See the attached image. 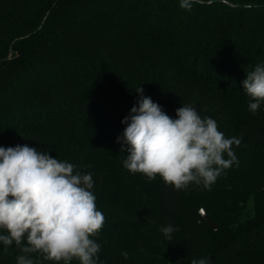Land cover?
Returning a JSON list of instances; mask_svg holds the SVG:
<instances>
[{"label":"trees","instance_id":"16d2710c","mask_svg":"<svg viewBox=\"0 0 264 264\" xmlns=\"http://www.w3.org/2000/svg\"><path fill=\"white\" fill-rule=\"evenodd\" d=\"M213 1L0 0V146L92 174L106 217L97 264H264V103L253 114L242 84L264 65V0ZM139 87L172 118L191 105L241 139L238 164L210 189L126 170L122 121ZM19 255L52 264L0 243V264Z\"/></svg>","mask_w":264,"mask_h":264},{"label":"clouds","instance_id":"9594fccd","mask_svg":"<svg viewBox=\"0 0 264 264\" xmlns=\"http://www.w3.org/2000/svg\"><path fill=\"white\" fill-rule=\"evenodd\" d=\"M195 2L180 0V7L191 11ZM242 84L250 98L248 109L255 114L264 103V65H257ZM136 92L141 94L138 107L122 121L127 124L123 167L130 173L149 181L159 176L175 190L193 183L210 189L223 171L238 164L233 145L239 146L241 139L225 137L214 119L202 118L191 105L176 109L174 119L143 96L142 88ZM76 168L27 145L0 146V243L5 248L15 243L22 253H38L52 264H97L100 245L92 237L106 217L91 191L92 174ZM161 231L171 239L175 228L169 224ZM17 262L34 264L28 255H19ZM191 264L209 260L193 259Z\"/></svg>","mask_w":264,"mask_h":264},{"label":"water","instance_id":"95a60500","mask_svg":"<svg viewBox=\"0 0 264 264\" xmlns=\"http://www.w3.org/2000/svg\"><path fill=\"white\" fill-rule=\"evenodd\" d=\"M213 2H223V3H226L225 0H215ZM200 214L203 217V219L210 225V227L212 229H214L215 231H218L219 230V226L217 225V223L215 221H213V219L210 218V216L205 212L204 209H201Z\"/></svg>","mask_w":264,"mask_h":264},{"label":"rangeland","instance_id":"374dc122","mask_svg":"<svg viewBox=\"0 0 264 264\" xmlns=\"http://www.w3.org/2000/svg\"><path fill=\"white\" fill-rule=\"evenodd\" d=\"M253 206V203L251 202L250 204H249V207H252Z\"/></svg>","mask_w":264,"mask_h":264}]
</instances>
